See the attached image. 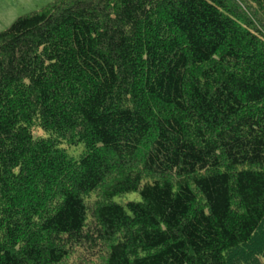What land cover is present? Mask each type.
<instances>
[{"label": "trees", "instance_id": "1", "mask_svg": "<svg viewBox=\"0 0 264 264\" xmlns=\"http://www.w3.org/2000/svg\"><path fill=\"white\" fill-rule=\"evenodd\" d=\"M263 260L264 0H56L0 32V264Z\"/></svg>", "mask_w": 264, "mask_h": 264}, {"label": "rangeland", "instance_id": "2", "mask_svg": "<svg viewBox=\"0 0 264 264\" xmlns=\"http://www.w3.org/2000/svg\"><path fill=\"white\" fill-rule=\"evenodd\" d=\"M54 1L56 0H0V32L6 30L17 18L38 11ZM138 200V195L134 193L115 199L121 203Z\"/></svg>", "mask_w": 264, "mask_h": 264}]
</instances>
